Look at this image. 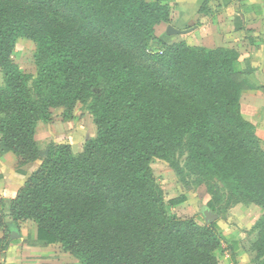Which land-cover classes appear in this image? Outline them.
<instances>
[{"label": "trees", "instance_id": "trees-1", "mask_svg": "<svg viewBox=\"0 0 264 264\" xmlns=\"http://www.w3.org/2000/svg\"><path fill=\"white\" fill-rule=\"evenodd\" d=\"M169 16L158 1L0 0V154L12 153L17 167L40 160L35 125L55 108L71 119L77 102L90 101L97 129L80 154L50 146L9 202L13 222L36 225L29 246L59 244L81 264H219L222 244L229 262L241 254L236 234L174 216L186 198L166 203L150 164L161 159L179 177L188 170L224 182L201 141L226 133L227 157L248 154L264 165L240 106L241 93L255 87L251 68L234 50L163 44L154 27ZM19 38L37 46L32 89L12 60ZM212 190L207 207L215 210L220 192ZM231 193L233 203H247L238 187ZM3 220L0 212V228ZM255 227V264H264V217Z\"/></svg>", "mask_w": 264, "mask_h": 264}, {"label": "rangeland", "instance_id": "rangeland-1", "mask_svg": "<svg viewBox=\"0 0 264 264\" xmlns=\"http://www.w3.org/2000/svg\"><path fill=\"white\" fill-rule=\"evenodd\" d=\"M151 48L153 50L157 49L155 45H152ZM37 55V46L34 42L24 38L17 39L12 60L21 73L30 77L28 86L31 89L39 72L36 61ZM2 86V74L0 73V87ZM242 116L246 119L243 114ZM96 131L93 116L90 112V101L86 104L77 102L72 109L71 119H63L62 108L51 109L49 120L38 122L35 125V142L40 160L28 164L26 168L36 170L52 145H66L71 153L80 154L85 144L96 138ZM221 136L223 138H219L215 133V135H212L211 140L204 138L201 141V148L206 158L211 161L214 159V163H212L215 166L214 172L224 178V182L216 177H202L200 174L188 170H183L182 177H179L165 160L156 158L150 164L151 175L161 189L166 203L168 200L179 196L186 198L183 204L171 208V213L174 216L181 219L193 218L200 226L208 225L206 223L207 216H214L215 219L212 223H216L225 236L236 234L235 238H237L241 254H243L240 255L241 257L238 256L239 263L250 262L255 264L258 263L256 259L257 244L260 239L259 229L255 225L264 217V174L259 170L264 165L255 163L248 154H239V159L235 158L233 160L227 157L225 153L231 150L229 148L231 141H229L226 133H221ZM229 136L232 137V134ZM261 149L264 151L262 143ZM211 155L213 158H211ZM187 157L186 153L179 156L180 166L185 165ZM17 168L15 164L14 169ZM7 173L8 175L11 174V170ZM235 179H238V183L235 182ZM6 187L0 188V212L4 219L3 222L8 217L7 202L5 203V201L9 197L5 195ZM212 187L217 188L220 192V201L216 204L215 210L207 207V202L212 198V193H215V190L210 191ZM235 187H238L239 191L246 197V204L233 203L235 197L231 191ZM18 223H24L29 232L32 231L33 226L36 227L31 221H20ZM18 223L12 230L21 233L22 229L21 226H18ZM0 231H2L1 228ZM222 246L225 255L229 256L230 251L227 245L222 244ZM67 254L73 257L78 264H81L77 258L69 253Z\"/></svg>", "mask_w": 264, "mask_h": 264}, {"label": "crops", "instance_id": "crops-1", "mask_svg": "<svg viewBox=\"0 0 264 264\" xmlns=\"http://www.w3.org/2000/svg\"><path fill=\"white\" fill-rule=\"evenodd\" d=\"M145 1H158L170 9L169 22L154 27L155 38L163 44L184 42L190 47L225 48L237 52L239 61L249 62L250 79L255 87L241 93V112L254 125L255 134L264 146V0ZM15 164L17 158L12 153L0 154V188L7 186V213L9 202L34 171L26 168L28 164L14 169ZM24 223H18L22 232L17 233L12 230L17 223L9 216L5 220L0 231V238L4 239L0 264H78L61 250L59 244L29 246L27 241L36 238V227L29 232ZM239 257L229 262L228 255H225L219 264H241Z\"/></svg>", "mask_w": 264, "mask_h": 264}, {"label": "water", "instance_id": "water-1", "mask_svg": "<svg viewBox=\"0 0 264 264\" xmlns=\"http://www.w3.org/2000/svg\"><path fill=\"white\" fill-rule=\"evenodd\" d=\"M214 219H215L214 216H207V217H206V223L209 225V224L212 223V221H213Z\"/></svg>", "mask_w": 264, "mask_h": 264}]
</instances>
